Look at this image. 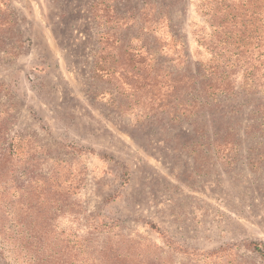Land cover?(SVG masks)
I'll return each mask as SVG.
<instances>
[{
	"label": "rangeland",
	"instance_id": "obj_1",
	"mask_svg": "<svg viewBox=\"0 0 264 264\" xmlns=\"http://www.w3.org/2000/svg\"><path fill=\"white\" fill-rule=\"evenodd\" d=\"M230 2L9 0L23 40L15 59L0 58L2 101L16 104L9 134L31 136L39 171L57 159L69 185L84 175L73 194L81 214L61 227L168 264H264V159L249 161L264 93L238 88L174 121L116 75L93 77L97 61L112 65L114 39L149 53L155 72L194 73L210 59L199 33L208 38L216 5ZM227 130L239 142L233 163L213 145Z\"/></svg>",
	"mask_w": 264,
	"mask_h": 264
},
{
	"label": "trees",
	"instance_id": "obj_2",
	"mask_svg": "<svg viewBox=\"0 0 264 264\" xmlns=\"http://www.w3.org/2000/svg\"><path fill=\"white\" fill-rule=\"evenodd\" d=\"M231 1L216 5L208 38L199 33L198 41L209 50L210 59L194 73L155 72L149 53L114 39L119 46H110L112 65L97 61L93 77L116 75L124 92L150 95V105L156 103L155 109L162 108L174 121L211 109L220 97L233 96L238 88L247 94L264 93V0ZM15 23L9 0H0V58L6 61L17 57L23 42ZM106 56L99 53L98 58ZM8 93L0 83V264H168L137 252L134 246L95 247L91 237L60 226L59 218L81 214L73 194L83 184V171L80 177L73 175L69 185L67 174L62 175V160L56 159L48 173L38 170V147L31 136L9 134L16 104L2 101ZM106 94L111 93L103 89L96 93ZM255 108L253 127L262 140L251 146L249 161L258 166L264 159V101ZM213 145L225 162L237 159L239 142L232 131Z\"/></svg>",
	"mask_w": 264,
	"mask_h": 264
}]
</instances>
